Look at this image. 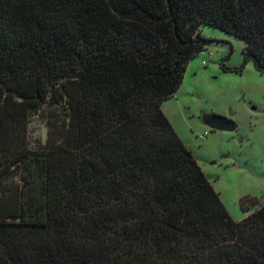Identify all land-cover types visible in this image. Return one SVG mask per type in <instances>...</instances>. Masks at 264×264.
<instances>
[{
	"label": "trees",
	"instance_id": "1",
	"mask_svg": "<svg viewBox=\"0 0 264 264\" xmlns=\"http://www.w3.org/2000/svg\"><path fill=\"white\" fill-rule=\"evenodd\" d=\"M201 25L264 74V0H0V264H264L160 109Z\"/></svg>",
	"mask_w": 264,
	"mask_h": 264
},
{
	"label": "rangeland",
	"instance_id": "2",
	"mask_svg": "<svg viewBox=\"0 0 264 264\" xmlns=\"http://www.w3.org/2000/svg\"><path fill=\"white\" fill-rule=\"evenodd\" d=\"M199 32L209 40L204 51L188 61L176 93L160 109L229 217L240 221L252 211L241 209L242 199L264 203V74L251 62L240 73L223 72L221 63L241 65L244 43L205 25ZM205 122L234 128L216 129ZM27 138L31 146L45 142L39 114L30 116Z\"/></svg>",
	"mask_w": 264,
	"mask_h": 264
},
{
	"label": "water",
	"instance_id": "3",
	"mask_svg": "<svg viewBox=\"0 0 264 264\" xmlns=\"http://www.w3.org/2000/svg\"><path fill=\"white\" fill-rule=\"evenodd\" d=\"M208 126L212 127V128H216V129H228V130H232L234 128V126L232 124H216L213 125L209 122H205Z\"/></svg>",
	"mask_w": 264,
	"mask_h": 264
}]
</instances>
